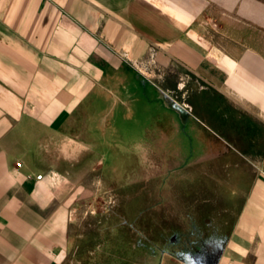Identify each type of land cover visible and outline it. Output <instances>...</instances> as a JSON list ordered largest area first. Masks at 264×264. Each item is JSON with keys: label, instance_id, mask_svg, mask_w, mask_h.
<instances>
[{"label": "crops", "instance_id": "obj_1", "mask_svg": "<svg viewBox=\"0 0 264 264\" xmlns=\"http://www.w3.org/2000/svg\"><path fill=\"white\" fill-rule=\"evenodd\" d=\"M189 82L200 115L219 100L253 127L259 170L232 184L225 244L196 264H264V0H0V264H72L88 111L106 103L105 124Z\"/></svg>", "mask_w": 264, "mask_h": 264}, {"label": "rangeland", "instance_id": "obj_2", "mask_svg": "<svg viewBox=\"0 0 264 264\" xmlns=\"http://www.w3.org/2000/svg\"><path fill=\"white\" fill-rule=\"evenodd\" d=\"M190 84L116 108L105 124L106 103L88 111L79 133L91 152L73 155L70 171L81 180L72 230L83 235L72 264H196L224 246L241 202L232 184L259 173L247 153L255 131L219 100L200 115Z\"/></svg>", "mask_w": 264, "mask_h": 264}, {"label": "built area", "instance_id": "obj_3", "mask_svg": "<svg viewBox=\"0 0 264 264\" xmlns=\"http://www.w3.org/2000/svg\"><path fill=\"white\" fill-rule=\"evenodd\" d=\"M16 166L19 167V166H20V163L17 162V163H16ZM41 178H42L41 175H37V176H36V179H37V180H40Z\"/></svg>", "mask_w": 264, "mask_h": 264}]
</instances>
